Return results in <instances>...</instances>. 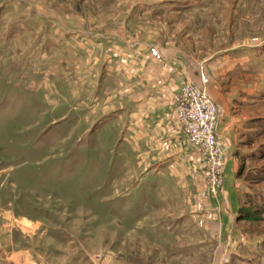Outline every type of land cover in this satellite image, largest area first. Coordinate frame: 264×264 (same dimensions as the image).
I'll list each match as a JSON object with an SVG mask.
<instances>
[{
  "label": "rangeland",
  "instance_id": "1",
  "mask_svg": "<svg viewBox=\"0 0 264 264\" xmlns=\"http://www.w3.org/2000/svg\"><path fill=\"white\" fill-rule=\"evenodd\" d=\"M152 47L222 110V195L177 126L124 135ZM0 264H264V0H0Z\"/></svg>",
  "mask_w": 264,
  "mask_h": 264
},
{
  "label": "crops",
  "instance_id": "2",
  "mask_svg": "<svg viewBox=\"0 0 264 264\" xmlns=\"http://www.w3.org/2000/svg\"><path fill=\"white\" fill-rule=\"evenodd\" d=\"M160 52L165 56L164 51ZM179 60L174 55L158 61L148 50H142L137 54L132 52L119 66V72L114 73L116 77L122 75L124 80L123 90L116 89V110L123 107V116L120 113L117 119H125L124 135L133 142L150 144L177 138L178 125L172 114L175 98L185 81L199 84L192 67L184 68ZM215 97L221 101L219 95Z\"/></svg>",
  "mask_w": 264,
  "mask_h": 264
},
{
  "label": "built area",
  "instance_id": "3",
  "mask_svg": "<svg viewBox=\"0 0 264 264\" xmlns=\"http://www.w3.org/2000/svg\"><path fill=\"white\" fill-rule=\"evenodd\" d=\"M150 55L158 61L163 59L160 49L152 47ZM200 84L187 81L175 98L172 114L188 145L203 158L208 186L212 194H223L222 178L228 163L227 140L217 133L218 120L222 110L217 106Z\"/></svg>",
  "mask_w": 264,
  "mask_h": 264
}]
</instances>
